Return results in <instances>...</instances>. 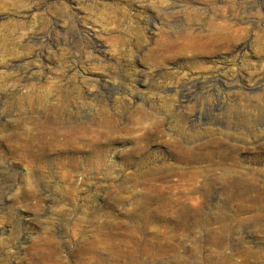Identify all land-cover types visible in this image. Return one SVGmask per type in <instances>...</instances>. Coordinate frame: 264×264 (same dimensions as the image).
Here are the masks:
<instances>
[{
    "label": "rangeland",
    "instance_id": "obj_1",
    "mask_svg": "<svg viewBox=\"0 0 264 264\" xmlns=\"http://www.w3.org/2000/svg\"><path fill=\"white\" fill-rule=\"evenodd\" d=\"M212 1L241 3L243 21L257 26L218 56L179 50L176 43L196 30L195 11L202 25L211 20L203 11ZM263 35L264 0H0V264H28L33 247L46 240L55 252L49 264H264V194L211 196L186 229L172 211L199 198L159 197L149 192L151 182L138 178L147 153L176 168L162 139L148 141L145 133L157 120L174 133L178 91L192 77L213 71L221 79L237 77L241 88L213 86L211 108L234 104L237 90L253 116H264V88L253 90L264 74V48L256 43ZM46 92L71 94L78 118L93 132L79 153V171H70L75 178L60 176L55 157L32 160L10 139L37 126L34 99ZM257 154L263 157L264 149ZM261 160L246 167L264 180ZM142 211L161 214L147 223ZM216 214L228 219L218 222Z\"/></svg>",
    "mask_w": 264,
    "mask_h": 264
},
{
    "label": "bare ground",
    "instance_id": "obj_2",
    "mask_svg": "<svg viewBox=\"0 0 264 264\" xmlns=\"http://www.w3.org/2000/svg\"><path fill=\"white\" fill-rule=\"evenodd\" d=\"M243 8L244 6L241 3L221 5L212 1L208 7L204 8L203 12L205 14L211 12L213 16L211 20L203 25L201 24L202 16L195 11V18L197 17L196 20L199 21L196 23L198 24L195 27L196 30H194V33L189 30V33L184 34L181 41L176 43L179 50L181 48V50L183 49L182 51H187L194 57L211 58L231 51L243 44L251 33L252 27L257 26L253 24L254 21H243ZM190 24L195 25L193 23ZM174 43L173 46L175 45ZM256 43L259 48H264V35L259 37ZM217 73V71H213L207 77H192L189 80L187 79L188 81L180 87L178 91L179 108L175 112L177 117L170 116L174 133L168 134L165 132L162 126L164 125L163 120L155 121L147 128L148 131L145 133L148 141L154 137L161 138V144L168 146L169 155L177 161V165L175 164L176 168H174L173 162H170L171 164L167 163L164 157V162L161 161L162 159L159 156L157 158V155L151 153H147L142 157L143 170L138 175V178L144 179L149 184L151 182V188H149L151 190L149 191L148 189V191L167 199L199 198L200 200L194 205H187L183 202L181 207L177 209L179 211H172L174 213L173 218L179 221V226L183 227L185 225V228L188 227L190 218H194L195 222L198 221L200 213L206 210H204L206 200L209 197L211 199V196L253 198L254 195L264 194V180H261L258 178L259 175H256L258 170L255 171L254 169L251 172L246 167L247 162L257 163L262 161L261 159L264 157L257 154L264 149V140L262 138L264 137V116H253L250 110L253 107L248 104L247 99L238 98L237 90H233L232 94L234 95L230 96L232 101L234 100V104H231L232 106L228 102L226 108L220 109V111L212 109L209 102L214 96L216 84L222 83L229 90L243 86L236 76L235 79L231 80L223 78V76L221 79V75L218 76ZM261 88H264V74L257 81L253 90ZM100 95L103 97L104 92L101 91ZM34 100L37 102V107L41 112V120L30 133L24 135H13L12 133L10 134V139L22 151L24 156L32 160L47 162L51 156L55 157L61 171L60 176L63 178H75L76 174L70 171L78 170L77 166L81 162L79 153L87 147L86 139L93 138L91 128L86 125L85 121L78 118V110L72 106L75 100L69 93L60 92V94L52 97L50 93L46 92L41 96H36ZM206 111L210 114L209 117H205ZM167 120L169 119L167 118ZM67 122L71 124L67 125ZM251 150L256 154L250 156L249 151ZM47 164L49 165V162ZM169 168L170 171H166ZM77 175L81 176L84 174L83 172H78ZM166 176H174L173 183L165 184L163 180H165L164 177ZM167 179L169 181V178ZM167 210L168 208L166 212ZM134 212L135 215L138 212L141 213L140 211ZM142 212L145 213L144 219L147 223L157 217H155V214H161L159 213L160 211H157V213H155L156 211ZM225 218L228 219V216L222 217L218 214L215 216L218 222H223ZM162 220L166 222L169 220L170 222L169 217H164ZM96 221L95 223H97ZM102 224L103 222L100 221L99 226ZM224 229H226V226L225 228H220L219 232L224 233V231H221ZM3 241L4 239H0V243H3ZM83 245L85 246V244ZM84 248L86 249V247ZM53 252L54 246L53 244L51 245L49 240L40 242L33 247V252L27 262L28 264H49L55 260V252Z\"/></svg>",
    "mask_w": 264,
    "mask_h": 264
}]
</instances>
